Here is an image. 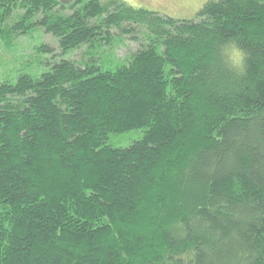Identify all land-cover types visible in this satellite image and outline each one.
I'll use <instances>...</instances> for the list:
<instances>
[{"label":"trees","instance_id":"obj_1","mask_svg":"<svg viewBox=\"0 0 264 264\" xmlns=\"http://www.w3.org/2000/svg\"><path fill=\"white\" fill-rule=\"evenodd\" d=\"M0 7V40L39 26L80 53L0 81V264H264V0L185 19L122 0ZM230 37L242 77L218 58ZM102 46L113 69L88 56Z\"/></svg>","mask_w":264,"mask_h":264},{"label":"rangeland","instance_id":"obj_2","mask_svg":"<svg viewBox=\"0 0 264 264\" xmlns=\"http://www.w3.org/2000/svg\"><path fill=\"white\" fill-rule=\"evenodd\" d=\"M64 5L68 6L73 0H59ZM106 1V0H103ZM137 7H144L146 9L158 12L160 15L171 16L175 18H191L202 6L206 0H122ZM2 8L0 7V12ZM12 18V19H11ZM18 19V14L9 17L4 22V28L7 24L9 26ZM6 41L11 46V50L7 51L5 48ZM45 45V47H44ZM138 46L136 40L127 39L125 44L119 45L116 49V59H121L130 51ZM5 47V48H4ZM54 48V50H53ZM97 55L100 60H106L105 68H114L113 60H108L111 52L104 51V47H97L95 50H90L88 56ZM80 59L78 49L70 50L65 54H60L57 41L48 34L43 28L35 26L29 31L19 37L14 35H4L0 40V81L10 80L14 82L17 75L20 73H28L32 75H39L46 70H50L51 63L60 59ZM49 62V64H48ZM99 65L101 63L97 62ZM102 66V65H101ZM142 135V130L133 129L118 134H111L108 143H114L117 146H127L133 140H137Z\"/></svg>","mask_w":264,"mask_h":264},{"label":"clouds","instance_id":"obj_3","mask_svg":"<svg viewBox=\"0 0 264 264\" xmlns=\"http://www.w3.org/2000/svg\"><path fill=\"white\" fill-rule=\"evenodd\" d=\"M250 53L240 46L236 37L225 39L219 49L218 58L221 63L237 77H242L247 71Z\"/></svg>","mask_w":264,"mask_h":264}]
</instances>
